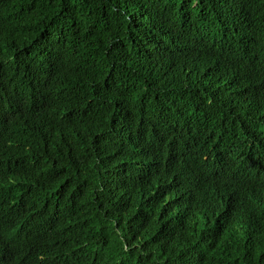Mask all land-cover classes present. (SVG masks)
Wrapping results in <instances>:
<instances>
[{
    "label": "trees",
    "instance_id": "16d2710c",
    "mask_svg": "<svg viewBox=\"0 0 264 264\" xmlns=\"http://www.w3.org/2000/svg\"><path fill=\"white\" fill-rule=\"evenodd\" d=\"M254 145L264 0H0V264H264V168L171 194Z\"/></svg>",
    "mask_w": 264,
    "mask_h": 264
},
{
    "label": "clouds",
    "instance_id": "9594fccd",
    "mask_svg": "<svg viewBox=\"0 0 264 264\" xmlns=\"http://www.w3.org/2000/svg\"><path fill=\"white\" fill-rule=\"evenodd\" d=\"M9 138L20 142L21 137L14 134L13 128H11V136ZM250 149L253 154L242 164L229 160L227 155L222 153L221 159L225 163L224 166L216 165L211 175L202 179L176 183L171 189V194L183 203H189V207L196 210L208 206L216 197L223 196L226 199V195L230 193V190L234 194L246 191L245 179L258 176L259 170L264 168V154L262 156L257 155L258 149L255 145ZM251 200L255 201L261 209L262 218L264 216V192L255 193ZM206 221L215 230L217 229L218 226L214 224V216ZM261 224H264V220L261 221ZM200 240L201 238L192 240L190 245H198ZM232 264L240 263L235 258Z\"/></svg>",
    "mask_w": 264,
    "mask_h": 264
}]
</instances>
